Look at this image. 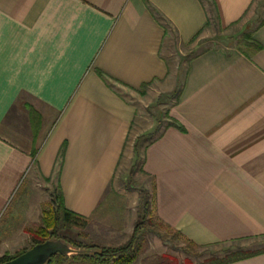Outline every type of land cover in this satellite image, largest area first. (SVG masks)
<instances>
[{
  "label": "crops",
  "instance_id": "crops-1",
  "mask_svg": "<svg viewBox=\"0 0 264 264\" xmlns=\"http://www.w3.org/2000/svg\"><path fill=\"white\" fill-rule=\"evenodd\" d=\"M257 1L213 0L219 35L240 26L249 42L186 60L167 111L184 132L167 128L145 152L155 217L201 247L264 240V23L247 17ZM208 29L199 0H0V223L28 178L93 225L112 220L137 117L122 91L165 81L166 42L191 49ZM47 205L32 203L37 222ZM230 264H264V253Z\"/></svg>",
  "mask_w": 264,
  "mask_h": 264
},
{
  "label": "rangeland",
  "instance_id": "rangeland-1",
  "mask_svg": "<svg viewBox=\"0 0 264 264\" xmlns=\"http://www.w3.org/2000/svg\"><path fill=\"white\" fill-rule=\"evenodd\" d=\"M252 14H254V17ZM247 17L249 21L253 22L251 23L252 26L258 21L260 22L264 18V0H258ZM246 21H242L240 25L246 24ZM241 32L240 26H238L227 32L231 37H227V39L225 36H220L214 28H209L191 49H181V52L171 41H168L166 42L163 54L169 64V77L165 81L155 83L139 92L122 91L129 103L135 108L137 117L125 146L123 159L119 164L112 183L113 192L118 193L122 197L121 204L118 207L120 211L113 214L112 220L109 219L98 223V225H92L85 231L62 233V237L82 244L98 242L106 247L119 246L128 240L136 220L137 191L140 189H151L150 180L139 172V167L135 169L133 176L129 175L135 159L133 146L136 139L141 135L145 136L144 141L140 142L141 149L139 152L142 155V149L149 139L148 135L155 130L157 123L161 122L165 124L167 122L164 114L176 101L186 68V60L209 48L225 49L227 47H240L242 45L240 42V39H242L240 38ZM32 184H34L33 181L28 178L16 197L11 199L9 210L0 223V258L4 255L12 257L24 250H29L33 246L28 231L35 230L39 224V220L37 222L31 213V205L37 198L43 200L44 196H47V204H49L51 196L57 195L53 184L46 191L39 192V195L33 191ZM41 208L43 210V207ZM27 220L32 221L28 222ZM110 222H113L112 225ZM161 231V234L166 237L172 236L174 239L173 243L163 242L156 235L149 233L146 236V246L143 247V252L134 264H143L148 259H155L161 256L177 259L182 264L184 259H186V255L181 253L180 250L184 246L181 238L167 231L165 228L161 229ZM263 247L264 240L245 239L235 241V243L213 245L202 251L204 254L202 258L198 260L190 259L194 264H199L205 258L212 255L222 257L228 251H236L238 249L258 250Z\"/></svg>",
  "mask_w": 264,
  "mask_h": 264
},
{
  "label": "trees",
  "instance_id": "trees-1",
  "mask_svg": "<svg viewBox=\"0 0 264 264\" xmlns=\"http://www.w3.org/2000/svg\"><path fill=\"white\" fill-rule=\"evenodd\" d=\"M203 10L207 17V27L214 28L218 34H220V27L218 23V16L215 4L213 0H199ZM153 16L164 27L165 31L175 39V32L168 23L156 10L149 6ZM264 23V18L260 21L259 25ZM200 33L195 37L188 46H192L199 39ZM241 44L249 42V36H243L240 39ZM258 49L257 45H253ZM181 90L179 88L175 104H177ZM167 122L165 124L158 122L157 127L151 134L148 135L149 139L146 141V145L142 149V155H140L141 141H144L145 136L138 137L133 146L134 163L129 172L130 176H133L135 169L139 167V172L145 175L142 171L143 163L145 160V152L147 147L157 141L163 135V132L167 128H175L180 132H184L179 123L170 119L167 112L164 114ZM128 142V138L127 141ZM126 146V145H125ZM142 157V158H141ZM141 158V159H140ZM138 193V205L136 209V220L133 226V231L126 242L115 247H106L98 242H90L82 244L74 242L70 239L62 237V233H70L72 231H85L93 225L92 220L76 215L66 210L59 195L51 196L50 203L43 209L39 224L33 231H28L31 237L32 244L37 245L49 240H61L65 243L73 252L66 255L57 254L51 257L45 264H134L141 253L143 247L146 246V236L152 233L159 237L163 242L170 243L174 241L172 236H164L161 234V229H166L169 232L174 233L181 238L183 248L180 249L181 253L186 255V259L182 264H194L191 259L198 260L203 257L204 250L211 246L201 247L197 246L191 241L185 239L178 232L172 230L168 226L164 225L154 215V197L153 186L150 190L140 189ZM171 237V238H170ZM235 243V241L230 242ZM70 244V246H69ZM27 250H24L12 257L4 255L0 258V263L7 262L13 258L21 255ZM264 253V247L258 250H243L238 249L236 251H228L224 256L220 257L212 255L205 258L199 264H230L241 259L250 258L258 254ZM191 258V259H190ZM143 264H180L177 259L161 256L155 259H148Z\"/></svg>",
  "mask_w": 264,
  "mask_h": 264
},
{
  "label": "water",
  "instance_id": "water-1",
  "mask_svg": "<svg viewBox=\"0 0 264 264\" xmlns=\"http://www.w3.org/2000/svg\"><path fill=\"white\" fill-rule=\"evenodd\" d=\"M73 251L61 240H49L32 246L21 255L0 264H45L51 257L66 255Z\"/></svg>",
  "mask_w": 264,
  "mask_h": 264
}]
</instances>
